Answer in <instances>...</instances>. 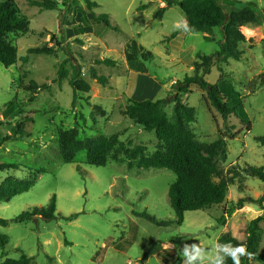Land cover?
Instances as JSON below:
<instances>
[{"label":"rangeland","instance_id":"obj_1","mask_svg":"<svg viewBox=\"0 0 264 264\" xmlns=\"http://www.w3.org/2000/svg\"><path fill=\"white\" fill-rule=\"evenodd\" d=\"M13 1L27 25L9 35L17 49L15 63L8 67L0 63V163L18 167L0 170V183L7 176L27 177L29 168L44 171L29 190L0 201V217L8 219L6 226L0 225V232L8 237L5 247H0V261L26 253L33 258L32 264H184L180 252L184 244L197 243L206 256L211 255L226 228L240 238L243 225L264 216V208L249 200L264 194V182L247 173L249 166L264 164V143L259 140L264 137V84L259 76L264 73V21L242 25L245 40L238 44L240 59L213 64L204 77L209 83L220 82L221 78L231 85L240 97L248 124L237 116L224 120L207 105L205 92L197 85L179 95L182 102L195 109L196 120L190 128L196 140L212 142L219 137L218 129L235 134L225 139L224 156L216 158L219 175L213 180H229L224 201L211 208L186 211L180 224L159 226L132 211L146 210L160 220L175 218L167 194L175 180L171 170L142 168L126 155L122 161L96 165L87 161L85 150L64 161L59 151V131L76 127L79 139L117 133L124 144L143 145L150 154L157 146L154 132L144 130L123 114L130 91L142 92L143 99L167 98L164 110L171 118L173 83L192 74L196 53L209 54L218 48L221 28L214 27L210 34L186 32L185 47L197 52L192 51L194 59L185 63L172 44L178 32H185V15L176 4L167 6L164 0H90L97 6L88 9L85 0H53L56 8L39 9L28 0ZM240 1L264 15V0ZM141 4L148 6L138 9ZM79 9H84L89 18L108 14L117 29L97 21L76 35L73 29L79 25ZM131 40L152 56L127 60L125 51ZM42 46L55 47L56 51L32 52L26 62L21 60L29 48ZM98 58L114 59L117 64H98ZM65 59L69 73L72 62L79 64V77L89 84L88 92L76 90L74 94L67 78L59 80L57 70ZM91 67L108 76L106 85L91 76ZM32 81L43 86L35 88ZM12 99L14 105L8 109ZM93 105L102 107L104 114L95 111ZM26 117L31 118L28 126L3 140L11 127ZM52 195L57 218L14 221L21 211L47 205ZM70 215L72 218H64ZM260 228L264 243V219ZM251 263L264 264L256 260Z\"/></svg>","mask_w":264,"mask_h":264},{"label":"trees","instance_id":"obj_2","mask_svg":"<svg viewBox=\"0 0 264 264\" xmlns=\"http://www.w3.org/2000/svg\"><path fill=\"white\" fill-rule=\"evenodd\" d=\"M88 9L97 6V3L85 0ZM167 6L176 4L185 15V25L183 29L187 33H207L210 34L214 27H220L222 37L217 40L218 48L209 54H195L192 63V74L185 75L181 80L177 79L173 83V96L170 98L174 102L173 114L170 118L165 110L164 104L167 98L150 100L127 99L123 109V114L128 116L135 123L142 126L144 130L153 131L157 139V146L150 154L146 153L143 145L130 147L119 140L118 134L109 136L99 135L97 137L78 138L76 127L60 129L59 131V151L64 161H71L74 154L80 150H85L89 163L102 165L108 160L122 161V156L129 159H136L137 164L142 168H167L175 175V180L168 187V197L175 212L174 219L160 220L146 210L135 211L133 214L142 217L147 221L159 226H169L180 224L184 219V213L191 210L211 208L221 204L227 193L229 180L220 177L214 181L213 177L219 175L216 165V158L224 156L226 153V138H234L235 134L228 135L218 129L219 137L209 143H201L196 140L190 124L196 120L194 107L181 101L179 95L188 92L192 85H197L204 90L205 101L210 108H214L220 116L226 120L230 116H237L244 124H248L247 115L243 109L240 97L231 85L220 78V82L209 83L204 77L210 72L211 66L216 63L226 62L228 59L239 60L242 51L238 44L245 40L241 31V26L248 23H261L264 21L263 12L249 3L240 0H164ZM31 6L39 9H53L57 4L53 0H28ZM64 5H67L64 4ZM148 4H141L138 9H144ZM80 10L79 25L73 29L76 35L83 34L85 30L92 28L93 24L101 21L106 27L117 29L112 25L108 14H93L91 18L87 16L84 9ZM27 21L20 15L13 0H0V63L11 66L17 58V49L11 42L9 35L20 32L26 28ZM174 36V33L171 34ZM207 40H213L205 36ZM81 42L80 39H78ZM55 47H35L29 48L27 54L21 57L23 62L27 61L29 53H54ZM152 56L149 50H145L142 45H138L135 40L127 44L125 57L127 60L141 58L147 60ZM66 59L58 67L57 74L59 80L67 78L68 84L76 90L88 92L89 84L79 77L80 66L77 62L71 63V73L65 67ZM96 63L107 66H115L117 61L110 58H98ZM90 74L101 85L108 83V76L100 75L94 67L90 68ZM264 84V73L259 75ZM31 86L40 88L32 81ZM15 99L10 100L7 108L14 105ZM92 108L101 115L104 110L99 105ZM6 111V110H5ZM7 116L6 114H4ZM31 118L16 122L9 134L3 140L20 134ZM29 134V130H27ZM264 143V137H259ZM129 168L131 161L127 162ZM17 164L0 163V170L17 168ZM76 169L81 171L79 166ZM29 175L24 178L7 176L0 183V201H8L13 196L29 190L34 185L38 174L44 171L43 168H29ZM247 173L255 176L264 182V164L260 166H249ZM264 208V194L256 199H249ZM55 195L45 206L34 207L31 210L21 211L14 218L16 222H24L40 217L45 220L55 219L59 215L55 213ZM73 215L64 217L72 218ZM264 216L259 215L250 219L241 228L240 238L235 236L230 228H226L217 238L221 244L231 243L232 245H245L247 255L241 257V264H252L251 260L264 262V243L261 238L260 223ZM8 219L0 217V225L6 226ZM262 241V243H261ZM8 242L6 234L0 232V247L3 249ZM33 258L26 253H21L17 258L7 257L0 261V264H32ZM226 264H232L231 259L226 260Z\"/></svg>","mask_w":264,"mask_h":264},{"label":"clouds","instance_id":"obj_3","mask_svg":"<svg viewBox=\"0 0 264 264\" xmlns=\"http://www.w3.org/2000/svg\"><path fill=\"white\" fill-rule=\"evenodd\" d=\"M184 258V264H226L227 259H231L232 264H241V257L247 255L245 245H232L231 243L213 245L211 255H205V250L197 243L184 244L180 249Z\"/></svg>","mask_w":264,"mask_h":264},{"label":"crops","instance_id":"obj_4","mask_svg":"<svg viewBox=\"0 0 264 264\" xmlns=\"http://www.w3.org/2000/svg\"><path fill=\"white\" fill-rule=\"evenodd\" d=\"M184 24L185 23H183V26ZM186 36H187L186 32L184 31L178 32L177 35L172 39V44H173L174 49L178 50V54L184 60V62L189 63L194 59V54H192V51L194 52H197V51L191 47H185L184 41L186 39ZM218 39L220 38H217V40ZM143 95L144 94L140 91H130L131 98L135 100H142Z\"/></svg>","mask_w":264,"mask_h":264}]
</instances>
